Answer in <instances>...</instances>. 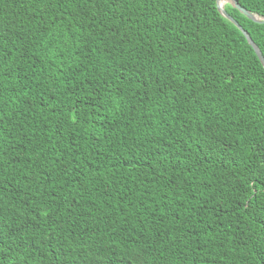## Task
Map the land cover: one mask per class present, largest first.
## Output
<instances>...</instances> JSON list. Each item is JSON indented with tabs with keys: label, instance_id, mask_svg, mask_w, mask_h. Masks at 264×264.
Segmentation results:
<instances>
[{
	"label": "trees",
	"instance_id": "obj_1",
	"mask_svg": "<svg viewBox=\"0 0 264 264\" xmlns=\"http://www.w3.org/2000/svg\"><path fill=\"white\" fill-rule=\"evenodd\" d=\"M216 2L0 0V264H264V67Z\"/></svg>",
	"mask_w": 264,
	"mask_h": 264
},
{
	"label": "water",
	"instance_id": "obj_2",
	"mask_svg": "<svg viewBox=\"0 0 264 264\" xmlns=\"http://www.w3.org/2000/svg\"><path fill=\"white\" fill-rule=\"evenodd\" d=\"M230 1L232 2V5L234 7H236L241 13H243L246 17L250 18L253 21L263 22L264 23V18L263 17H258L256 14L250 13L249 11L243 9L240 5H238V3L235 2V0H230ZM216 7H217L218 11L221 13L222 16H224L229 21H231L242 32V34L244 35L247 43L249 44L250 47H252L254 53L258 57V59L261 62L262 66L264 67V58H263L260 50L256 46V44L252 41V39L248 35V33L244 29H242L241 26L238 25V23L228 13H226V11L224 10L223 7H220L218 5V0L216 2Z\"/></svg>",
	"mask_w": 264,
	"mask_h": 264
},
{
	"label": "bare ground",
	"instance_id": "obj_3",
	"mask_svg": "<svg viewBox=\"0 0 264 264\" xmlns=\"http://www.w3.org/2000/svg\"><path fill=\"white\" fill-rule=\"evenodd\" d=\"M228 0H218V5L220 7L224 8V5L227 3ZM230 1V0H229ZM226 2V3H225ZM229 4H232V2L230 1Z\"/></svg>",
	"mask_w": 264,
	"mask_h": 264
},
{
	"label": "rangeland",
	"instance_id": "obj_4",
	"mask_svg": "<svg viewBox=\"0 0 264 264\" xmlns=\"http://www.w3.org/2000/svg\"><path fill=\"white\" fill-rule=\"evenodd\" d=\"M229 2H230V1L228 0L227 3H226V2H225V3L228 4Z\"/></svg>",
	"mask_w": 264,
	"mask_h": 264
}]
</instances>
